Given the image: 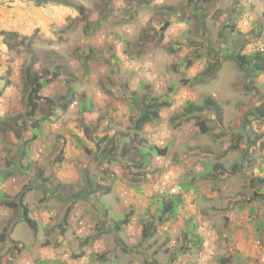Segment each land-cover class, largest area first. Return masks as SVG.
<instances>
[{"label":"rangeland","instance_id":"obj_1","mask_svg":"<svg viewBox=\"0 0 264 264\" xmlns=\"http://www.w3.org/2000/svg\"><path fill=\"white\" fill-rule=\"evenodd\" d=\"M192 11L184 0H0V33L18 34L12 52L0 37V137L11 160L23 143L13 178L37 222L36 233L20 222L0 264H264V71L229 59L264 40V0ZM29 75L48 80L33 118ZM160 103L133 134L141 107ZM51 105L58 119L37 124ZM153 145L167 147L159 161ZM179 196L176 214L159 209Z\"/></svg>","mask_w":264,"mask_h":264},{"label":"trees","instance_id":"obj_2","mask_svg":"<svg viewBox=\"0 0 264 264\" xmlns=\"http://www.w3.org/2000/svg\"><path fill=\"white\" fill-rule=\"evenodd\" d=\"M219 1L220 0H184V2L186 3V7L193 9V11H192L193 14L198 13L200 11H201V13L207 12L211 7H214V5L216 3H218ZM47 2H52V0H36V5L42 6ZM58 2H59V4H62L65 7L73 8L79 14H82V12H83V8L81 5L72 4V3L67 2V1L62 2V3H60L61 1H57V3ZM199 6L200 7H206V9H200ZM214 12H218V11H214ZM212 17H213V15L211 13L210 18L212 19ZM163 25L164 26L161 28L162 30H167L169 28V22L165 21V23ZM252 25H253V22L251 23V28L253 29ZM0 37H2V40L4 41V45L7 47V49L11 52L14 51V47H13L14 45L11 44L10 39L11 38H17L18 34L13 33V32H1ZM260 42H262L264 44V40H262L259 37V35H256L255 38L250 42L249 53H248L247 57L242 55V53H241V54H237V55L232 54V55H230L229 59L235 60L240 67H244V65H246L248 62H250L255 66L256 71H264V57H262L264 55V52L262 51L263 44H262V47H259ZM177 44L178 43H176V45ZM28 73L29 72L26 71V74H27L26 77L28 76ZM28 82H29V86L31 88V91H30V95H29L27 104H28V108H29V116L31 118H33V116H34L33 114L39 109V103L42 99L41 96L39 95V92L44 86H46L48 84V80L40 81V78L37 75H34V77H30V75H29ZM5 86H6V84H5ZM0 92H2V91H0ZM209 102H212V101L210 100ZM213 105L215 108H218L214 103H213ZM164 106H166V103H160V104H157L155 106V109H153V107L149 105L146 107L145 111H144V108L141 107V111L143 112L142 115L136 121L133 122V126H132L133 128H131V129L129 128V129L135 135L138 134L139 132H142L144 125H146L147 123H151L154 120L159 118V109L163 108ZM255 107H256V109H255L254 113H256V115L260 118V120H264V102H262L258 105H255ZM64 108H66V106L62 107V109H64ZM149 109H151V110H149ZM50 116H51V113H48L46 116L43 117V119L38 121L37 124L44 123V122L48 121V118ZM83 118L87 123V129L92 128V130L94 131L96 128V123L99 120V117L94 112H86L83 115ZM244 122L247 123L246 125H244L245 128L250 129L251 123L249 121H246V120H244ZM195 129L197 130L198 133H205L208 131V126L205 123L200 122L196 126ZM32 133L34 134L33 137H36L39 134V131H37V129H34ZM85 133H86V131H85ZM103 138H100V140L102 141ZM111 140H113V139H111ZM94 143L97 144V140ZM148 151L153 152L152 155L156 156V157L159 155L164 156L166 151H167V147L162 148V147H158L156 145H153V146H150ZM142 154H143V152H142ZM144 154H146V152ZM148 155H150V154L148 153ZM102 158H104V157H102ZM39 170H41V169H38V175L41 176L42 174ZM258 182H259V185H264V178L258 179ZM249 184L252 186V185H254V182L250 180ZM88 185H90V184L88 183ZM48 186L51 188L50 182H49ZM179 187L182 190H187V189H183L181 185H179ZM101 188L102 187H100V189ZM263 190H264V186H263V189H261V191L258 190L259 191L258 193L261 192L260 194H262ZM92 191H95V190L93 189ZM108 191H109L108 188L104 189V192H108ZM258 193H255V191H254L252 193V197L255 198ZM21 194H22V191H19L13 196V199H15L16 201L18 200L17 202H13V201L9 202L8 199H1L0 205H10V207H12V208H16L17 210L19 209V218H20L19 222L23 221V223L29 225L31 227V229L34 231V233H36V231H37L36 223L37 222L30 217V208H28L29 206L27 207L26 205H21V203H20L21 198H22ZM2 196L5 197V194ZM2 196H0V197H2ZM165 196H166V194L165 195L161 194V197L163 198L162 200H164L166 198ZM262 196H263V199L260 202H262V204H264V195H262ZM174 201H176L175 205L173 204ZM182 202H183L182 197L179 196L173 200H170V202H168V203H164V202L159 203V209L160 210L165 209L164 211L169 210L170 213L172 215H174L177 213V209H178V207H180L179 204H182ZM159 220L161 221L160 217H159ZM124 221L127 222L128 218L125 219ZM1 240H3V238H0V242H1ZM17 249H19V248L17 245H15L14 250H17ZM228 252H231V253L233 252V254H234V248H232V247L228 248ZM6 260L9 264H11V261H9L8 259H6ZM222 262L224 264H226L228 261L223 260Z\"/></svg>","mask_w":264,"mask_h":264},{"label":"crops","instance_id":"obj_3","mask_svg":"<svg viewBox=\"0 0 264 264\" xmlns=\"http://www.w3.org/2000/svg\"><path fill=\"white\" fill-rule=\"evenodd\" d=\"M112 67H114L112 65ZM107 82H109V79L107 80ZM108 84V83H107ZM108 89V87L106 88ZM50 110H51V116L49 117V120H57L58 117L60 116L59 114H57L55 116V114L57 113V106L56 105H51L49 106ZM23 112V111H21ZM61 121V120H59ZM60 122L54 123V127L58 128ZM39 131V134L43 132L42 129L37 130ZM34 136V134H33ZM7 141L9 142V140H3L0 137V164H3L4 167L0 168V196L5 194V197L2 196L0 197L1 199H8V201L10 202H17L15 199H13V196L19 192L20 187L18 189V185L16 184L15 179L13 178L14 175L16 174H21V165L18 163V161L20 160V158L22 157V153H23V143L21 141H16L14 143V145H17V150H18V156L15 158H11L8 156V153H6V143ZM65 143V142H64ZM70 144V142L67 143V145ZM66 145V143H65ZM64 145V153H68L69 148L67 147V145ZM73 147L77 146V144H72ZM72 148V147H71ZM13 162V163H11ZM9 167V168H8ZM42 173H44L42 170H39ZM67 174H62L60 179H58L55 181L54 185L57 184H62L61 181L66 180L68 178V176H66ZM45 177V176H44ZM56 178V176L53 177V179ZM68 184L70 185L72 183V181H67ZM86 189L88 188V182L86 183ZM59 185V186H60ZM62 186V185H61ZM56 187V186H55ZM59 188V187H58ZM87 197V196H86ZM20 218H19V209L17 210L16 208H12L10 207V205H0V238H3V240H1L0 242V248L5 245L6 243H8V241L10 239H12L13 236H17L19 238L20 234L17 232L16 227L20 225L19 222ZM45 227V225H43ZM42 227L39 226V230ZM12 250V249H11Z\"/></svg>","mask_w":264,"mask_h":264},{"label":"clouds","instance_id":"obj_4","mask_svg":"<svg viewBox=\"0 0 264 264\" xmlns=\"http://www.w3.org/2000/svg\"><path fill=\"white\" fill-rule=\"evenodd\" d=\"M252 22H253V21H252ZM261 39H262V38H261ZM262 40H263V39H262ZM262 44H263V43L260 42V43H259V47H262ZM262 51L264 52V44H263V47H262ZM75 105H76V103H75ZM75 105H74V106H75ZM71 106H72V105H71ZM74 106H73V107H74ZM161 157H162V156H161ZM262 261L264 262V256L262 257Z\"/></svg>","mask_w":264,"mask_h":264},{"label":"built area","instance_id":"obj_5","mask_svg":"<svg viewBox=\"0 0 264 264\" xmlns=\"http://www.w3.org/2000/svg\"><path fill=\"white\" fill-rule=\"evenodd\" d=\"M75 104H72V107L74 106ZM156 159H157V161H159L160 159H161V156L159 155V156H157L156 157ZM175 188L174 189H172V192H175ZM179 190H180V187H179Z\"/></svg>","mask_w":264,"mask_h":264}]
</instances>
